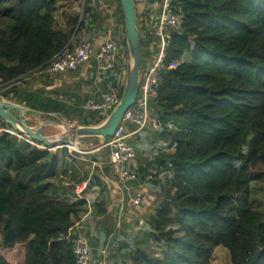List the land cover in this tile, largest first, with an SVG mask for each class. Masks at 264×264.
<instances>
[{"label":"trees","instance_id":"16d2710c","mask_svg":"<svg viewBox=\"0 0 264 264\" xmlns=\"http://www.w3.org/2000/svg\"><path fill=\"white\" fill-rule=\"evenodd\" d=\"M72 1L0 0V99L53 120L98 126L104 119L83 109L86 90L96 85L122 96L124 15L120 0H108L117 1L115 23L122 25L114 37L122 46L114 68L97 72L91 59L86 80L76 82L84 66L45 73L79 35L96 42L90 37L99 0H84L81 16L70 15L66 29L58 28L57 12ZM169 1L182 26L170 31L150 102L161 127L134 136L131 145L142 159L128 168L161 197L145 218L142 239H113L117 218L107 216L105 204L54 200L53 181L68 150H40L41 143L5 132L11 127L0 120V264H12L2 251L18 246H24L22 264H75L74 241L81 236L92 250L107 247L109 264H211L218 247L232 264H264V176L252 172L264 167V0ZM163 2L142 0L144 68L151 51H159ZM96 170L91 189L104 186ZM95 229H103L107 246ZM141 244H153L156 254Z\"/></svg>","mask_w":264,"mask_h":264},{"label":"built area","instance_id":"2783aa9c","mask_svg":"<svg viewBox=\"0 0 264 264\" xmlns=\"http://www.w3.org/2000/svg\"><path fill=\"white\" fill-rule=\"evenodd\" d=\"M181 26V20L179 16L174 13L170 1L164 0L155 32V35L159 38V51L155 60L144 69V76L141 78L137 103L126 112L122 123L115 131L114 136L111 139L102 142L101 147L95 150L101 151L107 149L109 151L110 165L122 167L125 164L133 163L136 160L137 155L135 149L130 143V139L146 128H151L156 131L161 127L159 119L153 117L150 113V102L157 94L162 63L165 58L166 49L170 45V31H180ZM74 41L72 46H67L48 65L45 73L51 75L64 73L68 70L83 67L93 59L92 46L89 42L85 41L84 37ZM121 52L122 46L117 40L110 38L104 42L97 50L95 56L99 72L105 73L113 69ZM120 99L121 97L117 94L108 93L103 95L100 103H94L92 101L87 102L84 109L97 112L98 116L105 120L120 104ZM129 126L133 129H129ZM13 132L14 131H8L7 133L22 139L20 134ZM68 149L74 150V148ZM119 177L123 181L135 182L137 180V177L133 173L123 169L121 170ZM143 198L144 194L141 191L135 193L130 200V205L138 208L143 202ZM91 252L90 245L86 238L79 237L74 241L73 253L75 264H91ZM103 254H106V250Z\"/></svg>","mask_w":264,"mask_h":264},{"label":"rangeland","instance_id":"374dc122","mask_svg":"<svg viewBox=\"0 0 264 264\" xmlns=\"http://www.w3.org/2000/svg\"><path fill=\"white\" fill-rule=\"evenodd\" d=\"M100 1L102 3L105 2L104 0H100ZM108 4H106V5H108ZM62 6H63L62 7L63 9H66V11H69V14H71V15L76 14V15L81 16L82 9L84 6V0H74L73 2L67 3V4L62 5ZM113 10H114V7H113ZM137 11H138V16L141 17V15L144 11V5L142 4V0H138ZM60 20H63V19L61 18V15L58 13V20H57L58 28H59ZM112 30L113 29L110 27V30H109L105 39H110V38L112 39L113 38L112 37V33H113ZM104 41H106V40H104ZM150 54H152L151 59L149 60V62H147L145 64L146 67L149 63H152L156 58V53H153L151 51ZM146 55H147V52L144 49L145 61L147 59ZM145 68H143L142 77L144 76V69ZM58 85H60V83ZM4 101L7 103L8 102L12 103L8 100H4ZM13 104H15V103H13ZM15 105H17V104H15ZM17 106H19V105H17ZM25 118L28 120L29 125L32 127H35V128H37L42 122H44L46 120H52V121L57 122V123H59V122L66 123L65 121H62V120H53L51 118L44 117L43 115H39V114H34L32 112L27 114L25 116ZM66 124H68V123H66ZM69 125H76V124H69ZM61 130H62V128L48 127V128H46L44 134L56 135ZM5 131L6 132H8V131L12 132L11 130H5ZM1 132H3V130L0 131V133ZM18 136H20V135H18ZM20 137L22 138L20 140H25V141L27 140L30 143H32L29 139H27L23 136H20ZM136 142L137 141L135 140V137L132 138V140L130 139V143H136ZM32 145L35 146L34 143H32ZM101 145H102V142L100 140L89 139V140L79 142L78 146L75 147L74 150L73 149H67V150H68V152H71L72 154H78L75 156H80V157L84 156V161H86V164L90 165V168L91 167L93 168L92 170L96 169V167L94 165L92 166V163H99V162H100L101 168L103 169V167L106 164L104 165L102 163L109 161V159H108L109 151L107 149H104L101 151H95L97 148L101 147ZM160 146H162V145H160ZM36 147L40 150L44 149L43 146H36ZM148 150H147V152H150L151 147ZM50 151L55 152L54 150H50ZM140 154H141V152H139V150H137L136 160L133 163L125 164L122 167H125L126 165H128L127 166L128 168H131V167L133 168L134 164L139 159L140 160L142 159L141 157L139 158ZM148 154L149 155H147V158H149L148 156H150V153H148ZM95 160H97V161H95ZM74 162H78V161L74 160L73 163L71 162L72 167H77V168L82 167L81 165H76ZM141 163H145L144 160ZM77 164H79V163H77ZM106 166H105L106 169H103L102 173L106 174L107 172H111L109 177H103L104 175H102L101 172L98 175L104 186L96 187L94 189L92 187V189H91V188H89V183H87L85 190L83 189V192L85 194H82V197L84 199L88 200L89 203L105 204V205H107V208H109L111 203L115 204V206H116V205H119L123 201L125 207L128 208L126 214L128 215L129 219L128 218L122 219L120 221V218H119L121 216L120 214H119L118 218L115 217V218H117L116 219L117 233H116V237H114L115 233L113 234V239L116 240L117 237L121 238V239L123 238L124 240L122 242H126L125 239H127L129 237H133V238H136L137 240L140 241L143 237V233L141 232V228L144 226V224L146 222L145 218L149 214L153 213V209H154L155 204L161 198L159 193H158V188L152 189L150 186L147 185V183L142 184L141 182L138 181V179L135 182H132V181H124L123 182V180H121L119 177L121 169H122L120 166H112V165H106ZM127 167L124 169L129 172L130 169H128ZM252 172H253V174L256 173V174H261L264 176V167L259 166L255 169H253ZM111 174H113L114 176L116 175V177H111L112 176ZM139 191H141L144 194L143 202L141 203V205L138 208H135L131 205H130V207H128L127 203L130 200L131 196H133V194H135ZM95 230H96L95 232L99 233L98 234L99 235V237H98L99 241L101 240L100 242L104 243L105 240H107V237L103 236V234H102L103 229H99V230L95 229ZM81 237H83V236H81ZM108 243H110V239L107 240L106 246L108 245ZM100 246L101 245H99V247ZM141 246H142V248L147 250L151 255L156 254L155 246L153 244L147 245V246L141 244ZM90 248H91V246H90ZM105 248H107V247H105ZM2 254L5 256V258L10 263L22 264L23 257H24V246H18L17 248H15L12 251H7V250L2 251ZM95 254H96L95 252H92L91 264H109L111 261L110 255L113 253L108 250L106 259L103 257L99 258L98 255H95ZM211 264H232L229 252L226 249H224L223 247H218L214 251Z\"/></svg>","mask_w":264,"mask_h":264},{"label":"water","instance_id":"95a60500","mask_svg":"<svg viewBox=\"0 0 264 264\" xmlns=\"http://www.w3.org/2000/svg\"><path fill=\"white\" fill-rule=\"evenodd\" d=\"M120 4L125 22V84L120 104L100 125H69L63 122L57 123L46 120L35 128L30 126L25 118L31 112L30 110L13 103H7L2 99H0V120L9 125L12 131L31 141L41 143L44 147L43 150L49 149L57 152L60 149L75 148L79 142L89 139H98L101 142L111 139L121 125L126 112L137 103L144 68L135 0H120ZM48 127L62 128V130L56 135L47 136L44 132Z\"/></svg>","mask_w":264,"mask_h":264},{"label":"crops","instance_id":"0c3cea01","mask_svg":"<svg viewBox=\"0 0 264 264\" xmlns=\"http://www.w3.org/2000/svg\"><path fill=\"white\" fill-rule=\"evenodd\" d=\"M104 1H105L104 3H102L100 1L101 6L98 9V11L100 13V17H98V20L95 23L94 33H93L92 37H90L92 41H93V39H95L96 42L94 43V45L89 42L92 46L93 59L94 60H96L95 59V56H96L95 53H97V50L99 49V47L104 42H106L108 40L105 38H106V36L110 30V27L113 29L112 30V32H113L112 33V37H113L112 39H114V37L119 35L122 31V25L121 24L117 25L115 23L116 19H117L115 17V15L117 13V1L113 2L112 5L108 4L109 3L108 0H104ZM106 4H108V5H106ZM113 7H114V10H113ZM58 13L61 15V18L63 19V20H60V22H59V29H66L67 18L71 14H69V11H66V9L61 8L56 14L57 20H58ZM79 38H80V36H78L75 40H77ZM115 38H118V36ZM104 40H106V41H104ZM74 42H76V41H74ZM88 67H89V65L84 66L80 76L78 78L77 77L74 78L73 81H76L78 79L80 81H82L84 79L86 80ZM97 72H98V63H97ZM125 77H126V72H125ZM122 78H123L124 83H125L124 75H122ZM76 82H78V81H76ZM86 92H87V95L89 96L87 102L92 101L94 103H100L102 101L103 95L108 94V93H104L101 89H99L98 86L96 87V85H92V89L90 90V88H89V90L88 91L86 90ZM47 136H50V135H47ZM68 153L69 154L63 158L64 159L63 165H62L60 172H59L60 176L53 181V184L55 186V190L53 191L52 197L54 198V200L59 201V202H72V201H76L77 199H79V200L84 199L82 197V194H85L83 192V189L85 190L87 183H89L90 178L95 174V172L96 173L98 172L96 169L92 170L93 168L92 167L90 168V165L86 164V161H84V156L80 157V156L72 155L71 152H68ZM108 159H109V157H108ZM74 160L78 161V162H74L76 165H81L83 168L82 167H80V168L71 167V164L73 163ZM77 163H79V164H77ZM102 164L110 165L109 161L102 163ZM93 165L96 168H99L98 170H99V172H101L102 175H104L103 177H109L111 172H107L106 174L102 173V170L106 169V167H107L106 165H105L106 167L104 166L103 169L100 166V162L99 163H92V166ZM127 166L128 165H126L125 167H121V168L123 170H125L124 168H126ZM111 175H112L111 177H116V175L115 176L113 174H111ZM131 198H132V196H131ZM131 198H130V200H131ZM130 200L127 203L128 207H130ZM127 209L128 208L125 207L123 201L119 205H116V206H115V204L111 203L109 208H108V211H107V216L113 217V218H115V217L118 218L119 214H120L121 215L119 217L120 221L122 219H127V218L129 219L128 215L126 214ZM89 222L93 223V220L91 219ZM91 250H92V248H91ZM93 250H94V252L96 251L95 255H98V256L100 255L99 258H102V257L105 259L107 258V252H108L107 248H99V249H93ZM93 250H92V252H93ZM105 250H106V254H103V252H105ZM92 252H91V255H92ZM91 259H92V257H91Z\"/></svg>","mask_w":264,"mask_h":264}]
</instances>
